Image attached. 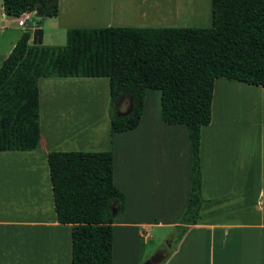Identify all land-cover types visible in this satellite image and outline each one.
<instances>
[{
    "label": "crops",
    "instance_id": "1",
    "mask_svg": "<svg viewBox=\"0 0 264 264\" xmlns=\"http://www.w3.org/2000/svg\"><path fill=\"white\" fill-rule=\"evenodd\" d=\"M182 3L175 1L167 16H175L177 7L181 11ZM57 7V15L45 16L35 29L31 19L19 27L18 18L2 12L0 0V66L23 34L19 28L29 30V44L38 46L35 32L43 42L46 21L52 25L49 34L60 36L70 29L154 28L117 19L111 0H57ZM93 86L99 90L100 104L85 92ZM149 91L153 90L145 93L138 127L112 134L107 79L38 80L39 148L0 152V264H71V226L59 224L54 210L47 162L51 152L111 151L113 183L124 197V210L112 225V264L132 262L128 229L179 226L190 195L192 150L186 128L164 123L161 107L158 119H144ZM253 97L254 122L246 121V127L251 126L230 121L242 107H251L246 101ZM97 106L101 116L92 120L99 113ZM199 161L203 198L199 220L177 243V236L167 238L166 243L173 244L157 253L160 264H264L263 88L222 78L215 81L211 122L200 131ZM147 197L159 198V220L141 205L152 201ZM117 225L127 247L119 255ZM147 236L135 231L136 241Z\"/></svg>",
    "mask_w": 264,
    "mask_h": 264
},
{
    "label": "trees",
    "instance_id": "2",
    "mask_svg": "<svg viewBox=\"0 0 264 264\" xmlns=\"http://www.w3.org/2000/svg\"><path fill=\"white\" fill-rule=\"evenodd\" d=\"M48 18L57 0H2L18 18L38 5ZM209 28L70 29L64 46H33L26 30L0 66V152L39 148L38 80L105 78L112 134L138 127L148 90L160 92L161 120L186 128L192 150L190 195L176 243L196 225L203 203L201 128L211 122L217 79L264 89V0H210ZM128 108L119 114L118 106ZM56 220L71 226V264H112V225L124 210L106 152L47 155Z\"/></svg>",
    "mask_w": 264,
    "mask_h": 264
},
{
    "label": "rangeland",
    "instance_id": "3",
    "mask_svg": "<svg viewBox=\"0 0 264 264\" xmlns=\"http://www.w3.org/2000/svg\"><path fill=\"white\" fill-rule=\"evenodd\" d=\"M181 2L183 1L179 11L177 7L176 15L173 17L167 16L171 10H173L174 2ZM111 4L113 7V16L117 13V19L124 18L127 21H131L138 27H170V28H180V27H189V28H209L211 26V7H210V0H111ZM117 6V8H115ZM119 11V12H116ZM52 25L50 22L46 21L42 29L46 32V37L42 42L43 46H64L66 43V36H60L58 34L55 35L54 32L49 34ZM25 29L19 28V33H23ZM104 81V80H102ZM106 81V80H105ZM85 92L88 96H92L95 101L99 102V90L98 88L88 87L85 88ZM97 99V100H96ZM247 99V97L242 98ZM108 100V110L110 106V99ZM255 103L254 97L252 101L248 99L246 101V105H251V107H242L241 112L237 111L234 113V120L230 118V121H237L240 123L245 124V128L251 126L248 124L246 127V121H251L254 117V108L253 105ZM100 104V102H99ZM244 104V103H243ZM245 105V104H244ZM245 105V106H246ZM97 106V113L96 117L94 116V112H92L91 116L94 118L92 120H97L99 116H101L100 109ZM127 104L122 105L119 108V112H126L127 111ZM160 113V93L156 91H149L147 92L146 102H145V114L144 119L151 120L158 119ZM76 114V113H75ZM79 119H82L80 116ZM100 118V117H99ZM99 120V119H98ZM61 122V120H58ZM148 200H152L151 202L144 204L142 206L147 207L150 212V216L159 220V207H157V203L159 201L158 197H147ZM139 201L141 200L138 199ZM120 217L118 216V220L120 222ZM116 220V219H115ZM114 220V221H115ZM172 220V219H170ZM158 222V221H156ZM122 229L117 225L115 236L118 242V255L125 247V243L122 239ZM128 249L131 253L132 262H127L125 264H134L135 261L138 264H145L150 259L157 256V253L160 251L167 250L169 245L173 244V241L166 243L167 238L170 236L175 238L178 235V229L164 226L157 228L153 225L146 226L144 228L135 229L131 228L128 229ZM135 231H138V234L143 232V235L147 234V238L141 239L135 238ZM171 247V246H170ZM135 251V252H134ZM123 253V251H122ZM133 255V256H132ZM129 257V255H128Z\"/></svg>",
    "mask_w": 264,
    "mask_h": 264
},
{
    "label": "water",
    "instance_id": "4",
    "mask_svg": "<svg viewBox=\"0 0 264 264\" xmlns=\"http://www.w3.org/2000/svg\"><path fill=\"white\" fill-rule=\"evenodd\" d=\"M45 17L44 13L42 12V8L41 5L39 4L38 7L36 8L35 12L33 13L32 17H31V21L33 23V27L35 29H38L41 24H42V20ZM35 33H38V46H41L42 44V39H41V34L40 32L36 31ZM161 256H156L152 259H150L149 261H147L145 264H160L161 262Z\"/></svg>",
    "mask_w": 264,
    "mask_h": 264
},
{
    "label": "built area",
    "instance_id": "5",
    "mask_svg": "<svg viewBox=\"0 0 264 264\" xmlns=\"http://www.w3.org/2000/svg\"><path fill=\"white\" fill-rule=\"evenodd\" d=\"M2 12L4 13V9H2ZM33 13H24L20 17H18L17 19L18 26L24 27L28 23V21L31 19Z\"/></svg>",
    "mask_w": 264,
    "mask_h": 264
}]
</instances>
